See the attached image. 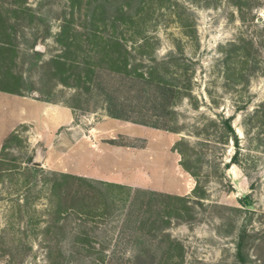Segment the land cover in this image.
Here are the masks:
<instances>
[{
	"label": "rangeland",
	"instance_id": "1",
	"mask_svg": "<svg viewBox=\"0 0 264 264\" xmlns=\"http://www.w3.org/2000/svg\"><path fill=\"white\" fill-rule=\"evenodd\" d=\"M106 1L0 0V92L69 107L81 130L64 127L50 142L24 125L4 138L0 264H164L174 243L172 264H264L263 122L251 119L264 103V66L224 75L234 44L253 43L264 62V0H112L108 13ZM57 56L64 69L51 63ZM162 60L161 78L191 88L174 118L149 79ZM21 104L0 100V135ZM84 134L129 148L134 186L70 174L68 141ZM179 142L197 177L181 166ZM110 155L100 154L105 167ZM161 171L173 173L167 184L193 187L170 194L183 205L148 188L147 174L164 185Z\"/></svg>",
	"mask_w": 264,
	"mask_h": 264
},
{
	"label": "crops",
	"instance_id": "2",
	"mask_svg": "<svg viewBox=\"0 0 264 264\" xmlns=\"http://www.w3.org/2000/svg\"><path fill=\"white\" fill-rule=\"evenodd\" d=\"M9 99L10 101H21V114L16 123L7 130L5 135H0V152L3 145L4 138L10 133L14 132L18 127L29 125L36 135L39 137L52 136V142L56 138L57 131L64 127H70L71 130L77 133H81V130L77 126L76 113L73 109L63 105H51L50 103L29 99L22 96H12L6 93L0 92V100ZM80 130V132H79ZM103 137L96 136L91 137L84 134L83 136L76 137L75 135L69 139L68 144L70 148L68 153H71L74 161L73 168L75 171H71L70 174L74 176H82L85 178H92L101 180L104 182L115 183L123 186H134L136 173L133 172L135 167V160L133 159L132 152L122 149V147L116 145H109V147L101 146V140ZM45 141V139H44ZM105 151L109 152L108 165L105 167L103 162L100 161V154ZM125 150V151H124ZM125 153L126 158L122 159L116 155ZM78 162L79 165H76ZM124 168L123 171L117 172L116 168ZM181 168V167H180ZM83 170V171H81ZM183 175L188 177L183 170ZM154 175L156 174L153 172ZM162 175L161 183H164L161 187H156V179H152L150 174L148 177V188L156 191H162L168 194L186 195L189 191L193 190V187L189 188L188 181H182L180 185L174 186L172 183L167 184L166 179L172 180L173 173L171 171H161L158 175ZM157 175V174H156ZM175 176L178 175L174 174ZM171 176V177H169ZM179 176H181L179 174ZM189 178V177H188ZM186 184V185H185ZM192 186V185H191Z\"/></svg>",
	"mask_w": 264,
	"mask_h": 264
},
{
	"label": "trees",
	"instance_id": "3",
	"mask_svg": "<svg viewBox=\"0 0 264 264\" xmlns=\"http://www.w3.org/2000/svg\"><path fill=\"white\" fill-rule=\"evenodd\" d=\"M112 1V0H111ZM111 1H106L103 3V9L108 8V5H111ZM177 3V2H176ZM180 4L177 3V6H179ZM108 13V10H107ZM152 18V16H151ZM143 22H145V25L147 24L146 19H143ZM142 23V22H141ZM144 25V26H145ZM263 37H264V28H263ZM146 33V30L144 29H140V31H138L136 34V37L139 39H143L146 40V36L144 35ZM233 47H235L236 49H234V51L227 53L225 55V71H224V75L226 77L227 80H233L232 77H234L233 75H235L237 77V79H244L245 78V72L248 71L247 67H249V65H251V63L254 65V68H259V66L263 65L264 66V62L260 59V55L258 50L255 49V46L253 45V43L250 45H240V44H234ZM237 52L240 54V61L238 60L237 66H234V62H233V57L232 55H236ZM173 59L174 55L172 56ZM62 58L60 56H57L55 59H53V61L51 62L52 64H55L58 68V70L64 69L65 68V63L63 62V60H61ZM173 60H171L172 62ZM262 61V62H261ZM174 62V61H173ZM170 62H168V60H162V61H157L156 65L152 68V71L150 72L149 75V79L150 81H153V83H156L157 87H159L160 91H161V99L163 101H165L164 103V107L168 109L167 114L169 117L174 118V116L176 115L175 110L173 111L174 106L177 104V102L188 98L190 100L191 98V88L190 85L188 84L189 80L187 81V85L186 86H180L176 83H174L173 81L169 80H165L163 78H161V76L159 75L160 70L163 66H167ZM174 80V79H173ZM48 102V101H45ZM251 119L255 120V121H262L263 122V126L260 125L263 130L260 133L262 135V138L264 139V103L263 105L257 109V111L253 114V116H251ZM221 123H222V127H224V129L226 131H228V133L231 134V136H233L232 138L235 139L236 145L239 143V139L238 136L235 133V130L233 129L232 125H231V118H225L222 117L221 119ZM141 124H145V123H141ZM155 128H159V127H155ZM167 131H172L175 133H178V129L169 127V126H165L162 127ZM227 140V139H226ZM185 143H187V141L184 139L183 140ZM184 142H179V144H176L177 147L175 146V150L182 156L181 159V166L185 169L186 172H188L190 175L197 177V173L194 172L193 168H191L187 163L188 161L191 160V157L188 155V153H186V151H184L183 149L180 148L181 145H184ZM104 185L106 186H110V187H114V188H118V189H127V186H123V185H119V184H115V183H109V182H102ZM195 191V190H194ZM148 193H152L155 194V192H148ZM166 195V196H163ZM162 196L164 198L169 199L170 201H176L179 204H182L185 202V198L184 197H179V196H174V195H170V194H163ZM183 205V204H182ZM179 210L181 211L182 209L180 208H176V211ZM174 213L171 214H177L175 212V208L173 209ZM170 214V215H171ZM182 249V246L178 243H174L171 245L170 251L166 254L163 263L164 264H172L175 258V252L177 251V249ZM52 252V251H51Z\"/></svg>",
	"mask_w": 264,
	"mask_h": 264
},
{
	"label": "water",
	"instance_id": "4",
	"mask_svg": "<svg viewBox=\"0 0 264 264\" xmlns=\"http://www.w3.org/2000/svg\"><path fill=\"white\" fill-rule=\"evenodd\" d=\"M82 120L84 121V120H86V122L88 121L87 119H85V117H82ZM89 122V121H88Z\"/></svg>",
	"mask_w": 264,
	"mask_h": 264
}]
</instances>
